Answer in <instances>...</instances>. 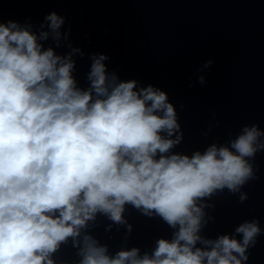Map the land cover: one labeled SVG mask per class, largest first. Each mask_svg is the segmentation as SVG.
Returning <instances> with one entry per match:
<instances>
[{
	"label": "clouds",
	"instance_id": "1",
	"mask_svg": "<svg viewBox=\"0 0 264 264\" xmlns=\"http://www.w3.org/2000/svg\"><path fill=\"white\" fill-rule=\"evenodd\" d=\"M46 20L58 39L63 18ZM106 59L93 57L91 87L78 89L71 54L42 50L28 28L0 23V264H54L50 254L97 212L123 222L126 202L178 225L174 238L160 239L153 258H139L136 248L110 257L86 236L81 264H242L258 223L236 229L242 241L203 240L197 200L238 191L253 175L246 158L264 149L257 144L264 133L246 127L230 147L165 155L180 140L161 135L180 127L167 94L137 91L135 80L117 83L115 75L110 83ZM198 241L211 249L195 248Z\"/></svg>",
	"mask_w": 264,
	"mask_h": 264
},
{
	"label": "water",
	"instance_id": "2",
	"mask_svg": "<svg viewBox=\"0 0 264 264\" xmlns=\"http://www.w3.org/2000/svg\"><path fill=\"white\" fill-rule=\"evenodd\" d=\"M51 13L64 21L58 39L46 20ZM9 20L35 33L42 50L71 54L78 89H90L93 57L104 55L110 83L115 75L117 83L135 80L137 91H164L180 126L171 137L161 133L180 137L165 155L191 157L213 144L230 147L246 127L264 133V0H0V23ZM42 32L49 33L47 39H39ZM246 159L253 175L238 191L224 188L197 200L204 212L198 235L242 241L236 229L255 221L261 231L242 264H264V149ZM151 211L147 215L126 202L123 222L97 212L50 258L54 264H81L86 236L110 257L136 248L139 258H153L157 242L171 241L179 226Z\"/></svg>",
	"mask_w": 264,
	"mask_h": 264
}]
</instances>
